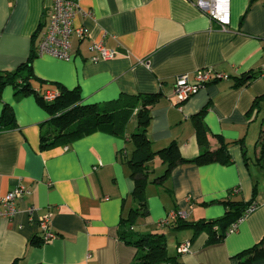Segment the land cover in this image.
I'll return each instance as SVG.
<instances>
[{
  "label": "crops",
  "instance_id": "obj_1",
  "mask_svg": "<svg viewBox=\"0 0 264 264\" xmlns=\"http://www.w3.org/2000/svg\"><path fill=\"white\" fill-rule=\"evenodd\" d=\"M54 1L0 0V72L15 71L33 55ZM76 1L88 15H77L74 26L89 37L72 38L69 61L36 57L32 88L78 89L84 104L99 106L159 95L147 129L152 149L177 143L188 163L175 168L165 186H147L149 215L137 219L132 230L165 232L168 255L178 264H241L247 257L241 254L264 241V111L254 108L264 98L259 76L264 69V0H231L225 30L187 0ZM99 42L116 56L92 61L91 47ZM206 69L229 77L209 83L179 105L177 78L192 79ZM244 76L253 78L237 86ZM4 104L12 107L17 127L0 132V197L19 185L28 193L19 202L22 211L0 221V264H132L138 249L125 244L120 232L134 206L135 185L123 157V151L131 156L133 144L97 132L43 149L41 125L50 115L37 97L16 99L9 86L0 118ZM204 108L205 143L197 132V115ZM137 127L134 117L128 134ZM223 143L231 164L192 163ZM160 168L164 172L162 163ZM235 189L239 193L229 198ZM226 202H252L255 209H247L237 231L219 242H209L205 232L159 226L176 210L188 214V222L220 220L230 209ZM29 207L36 208L33 216L26 212ZM46 215L52 217L56 237L33 245L42 239L39 220ZM187 242L191 252L179 254V245ZM254 264H264V258Z\"/></svg>",
  "mask_w": 264,
  "mask_h": 264
},
{
  "label": "trees",
  "instance_id": "obj_2",
  "mask_svg": "<svg viewBox=\"0 0 264 264\" xmlns=\"http://www.w3.org/2000/svg\"><path fill=\"white\" fill-rule=\"evenodd\" d=\"M36 57L38 56L34 51L33 55L15 71L0 72V102H2L3 91L9 86L14 89L16 99L28 95L37 97L39 104L50 115V119L41 125V148L43 149L57 145H68L97 132L109 133L132 143L134 151L131 156H127V153L123 151V155L125 154L123 157L130 167V176L135 185L132 193L134 206L124 221L120 238L125 244L138 249V254L132 264H178L177 258L168 255L165 232L137 233L132 230L137 219L149 215L147 186L149 184L165 186L173 170L188 163L182 158L177 143H172L157 152L152 149L153 142L147 135V129L152 120L150 109L158 102L159 95H147L140 100L129 99L114 105L99 106L84 104L78 89H62L54 102L47 103L43 100L40 91H36L31 86V81L35 77L32 62ZM248 77L244 76L238 79L237 86L246 84L253 78ZM254 108L262 113L264 111V98L257 100ZM206 111L207 108H204L197 115L199 118L198 137L203 143L206 142V129L201 122V117ZM134 117L137 118L138 127L129 135L128 127ZM16 127L17 123L12 107L4 104L0 118V132L10 131ZM260 143L261 146L264 145V131ZM156 159L161 160L165 170L162 175L151 178L153 171L150 170V165ZM211 162H220L224 165L231 164L232 159L226 143L221 144L214 151L207 149L192 161L197 165H206ZM233 195L236 194L231 192L229 198ZM226 203L230 209L225 217L220 220L188 222L187 219L178 216L175 221H170L166 226L173 225L179 230L190 228L194 230L195 235L205 232L210 237L209 242H219L225 239L231 226L242 219L247 209L252 205V202ZM175 213H179V211L176 210ZM32 243L39 246L42 244V240L38 239ZM241 255L247 256L245 260H241V264H254L258 259L264 258V241Z\"/></svg>",
  "mask_w": 264,
  "mask_h": 264
},
{
  "label": "built area",
  "instance_id": "obj_3",
  "mask_svg": "<svg viewBox=\"0 0 264 264\" xmlns=\"http://www.w3.org/2000/svg\"><path fill=\"white\" fill-rule=\"evenodd\" d=\"M199 12L207 16L213 23H217L222 29H226L230 25L231 0H187ZM88 15L81 9L76 0H55L51 12L47 14L45 31L40 42L35 48L38 57L50 56L62 61H69L71 59L73 37L77 36L80 39L89 37L84 28H77L74 26V20L77 15ZM91 50L96 55L92 61L97 62L100 60H111L116 56V51L107 49L103 43H94ZM260 78L264 81V69L259 74ZM229 76L217 73L212 69L198 71L194 78L188 76H181L177 78L174 86V95L177 98L179 105L184 104L193 96L197 95L209 83L218 80L228 79ZM43 100L47 103L54 102L59 92L45 91L40 92ZM233 194H238L239 190L232 191ZM28 191L24 186H17L5 196L0 197V221L13 220L22 209L19 207V202ZM255 209L254 205L249 207L248 212ZM26 212L33 216L36 212L35 207H29ZM180 216L183 219L188 218L186 213L173 212L167 220L160 222L159 226L164 227L170 221H175ZM51 215H46L39 220V228L42 234V244H47L55 239L56 235L51 230ZM238 229V222L234 223L229 230V234L235 233ZM191 252V244L184 243L179 245L178 253L186 254Z\"/></svg>",
  "mask_w": 264,
  "mask_h": 264
},
{
  "label": "rangeland",
  "instance_id": "obj_4",
  "mask_svg": "<svg viewBox=\"0 0 264 264\" xmlns=\"http://www.w3.org/2000/svg\"><path fill=\"white\" fill-rule=\"evenodd\" d=\"M48 113V112H47ZM152 171L153 173L151 174L152 178L153 176L155 175L156 177L159 176V175H162L163 171L162 169L160 168L161 167V163L160 161L156 160L154 161V163L152 164ZM154 176V177H155Z\"/></svg>",
  "mask_w": 264,
  "mask_h": 264
}]
</instances>
